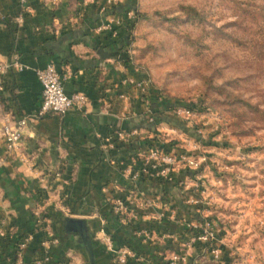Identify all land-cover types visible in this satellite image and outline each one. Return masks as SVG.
Wrapping results in <instances>:
<instances>
[{"label":"crops","instance_id":"obj_1","mask_svg":"<svg viewBox=\"0 0 264 264\" xmlns=\"http://www.w3.org/2000/svg\"><path fill=\"white\" fill-rule=\"evenodd\" d=\"M26 6L20 0H0V60L18 57L24 64L3 75L0 93V225L12 238L33 234L26 261L45 252L41 242L49 229L60 239L51 248L50 264H119L102 241L104 228L116 248L129 245L141 255V264L167 259L177 249L186 255L180 264H206L211 255L206 245L188 247L189 236L179 235L178 218L185 211L168 204L178 174L170 180L141 174L136 185L131 180V172L143 166L142 143L151 132L147 97L123 84L133 71L116 57L117 37L98 30L109 17L95 0H27ZM49 62L64 76L68 94L87 95V106L31 120L23 151L10 153L3 124L6 118L37 115L42 85L36 69ZM117 130L136 134L110 148L107 138ZM117 196L128 197L139 214L137 222L121 223L111 213ZM39 209L46 225L38 221ZM68 218L84 220V233L68 231ZM225 255L217 264H225Z\"/></svg>","mask_w":264,"mask_h":264},{"label":"rangeland","instance_id":"obj_2","mask_svg":"<svg viewBox=\"0 0 264 264\" xmlns=\"http://www.w3.org/2000/svg\"><path fill=\"white\" fill-rule=\"evenodd\" d=\"M95 1L103 15L121 7L106 21L118 40L137 20L130 75L147 77L150 92L126 86L147 97L142 167L160 144L196 162L170 173L178 178L168 204L185 211L179 235L190 236L188 222L211 220L225 264H264V0Z\"/></svg>","mask_w":264,"mask_h":264},{"label":"built area","instance_id":"obj_3","mask_svg":"<svg viewBox=\"0 0 264 264\" xmlns=\"http://www.w3.org/2000/svg\"><path fill=\"white\" fill-rule=\"evenodd\" d=\"M107 1L108 4L113 2V0ZM20 2L24 8L27 7V0H20ZM98 30L111 31V26L110 24L103 23L98 27ZM23 67L24 64L18 57L6 62L0 60V93L4 90L3 75L10 69H21ZM36 75L42 85V102L37 115H26L15 121L12 118H6L5 123L3 124L2 135L6 143V149L10 153L20 154L23 151L24 131L31 120H35L50 112L64 115L71 109L83 110L87 106L88 97L85 93L75 92L73 94H68L66 92L64 76L53 62L47 63L42 68H37ZM123 83L125 85H131L143 91L145 94L150 92V84L147 77L138 78L134 75H129L123 80ZM184 113L190 114V110L184 109ZM135 133V131L117 130L112 136L107 138V146L114 148L118 141H128ZM156 149L157 150L151 151L147 165L131 174V180L134 185H136L141 174H149L158 170L157 176L159 178L169 179L171 178L170 173L177 168L176 166L183 165L184 168H192L196 164L195 160L186 153L182 152L176 155V153L165 152L160 148ZM40 182L43 188H49V184L44 177L40 178ZM143 197L142 194V199H144ZM39 212L40 211L36 214L39 215ZM111 213L121 223H134L139 219L137 210L130 207L128 197L117 196L113 198ZM39 222L46 225L47 217L42 216V219L39 220ZM187 226L192 229L187 241V246L190 247L195 243L205 244L206 250L212 255L213 259L219 261L221 259V250L215 245L216 233L213 221L203 219L198 222L195 220L188 222ZM101 232H103L102 241L106 248L114 255L119 264H130L131 260L138 264L143 262V257H141V255L129 245L116 248L111 236L105 232L104 228L101 229ZM47 234L48 236L41 242L45 252L30 261H26V249L33 239V234H26L25 236L19 235L12 238L9 231L0 225V264H50L52 261L51 248L58 245L60 239L49 229H47ZM172 237L176 240L178 239V236ZM8 239H11L14 242L13 248H6V242ZM182 252L183 251L175 250L167 259L161 256L152 264H180L186 258L185 253Z\"/></svg>","mask_w":264,"mask_h":264},{"label":"trees","instance_id":"obj_4","mask_svg":"<svg viewBox=\"0 0 264 264\" xmlns=\"http://www.w3.org/2000/svg\"><path fill=\"white\" fill-rule=\"evenodd\" d=\"M120 9H121V7L118 6L117 4H115V5L110 7L107 14H105L104 16H107L108 14L119 13ZM136 14L139 16L138 13H136ZM136 21L137 20H135V22H127L126 25L124 26V34H122L123 36H121L119 38V40L116 39L114 41V43L118 45L116 57L118 60H121L127 67H129L130 63H131V58H130L131 56H130L129 51H128L129 45L131 43V30L135 26ZM112 33L113 32H111V31H107L106 36L112 37ZM131 69L134 72V67H132ZM171 145H172V143H171ZM160 147L162 149H164L166 152L178 153L174 147L170 146V144H169V146L167 144H162V145L160 144ZM187 229L189 231L190 228H187ZM13 245H14V242L11 239H8V241L6 242V248H9V249L13 248L14 247Z\"/></svg>","mask_w":264,"mask_h":264},{"label":"water","instance_id":"obj_5","mask_svg":"<svg viewBox=\"0 0 264 264\" xmlns=\"http://www.w3.org/2000/svg\"><path fill=\"white\" fill-rule=\"evenodd\" d=\"M84 220L82 219H76V218H68L66 228L68 231H75L80 232L81 234L84 233L85 227H84Z\"/></svg>","mask_w":264,"mask_h":264}]
</instances>
